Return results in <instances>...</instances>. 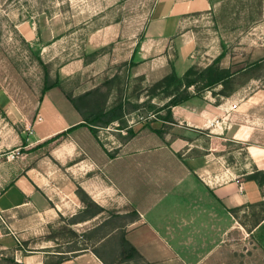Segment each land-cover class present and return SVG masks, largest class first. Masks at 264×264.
Returning a JSON list of instances; mask_svg holds the SVG:
<instances>
[{
    "label": "rangeland",
    "instance_id": "obj_1",
    "mask_svg": "<svg viewBox=\"0 0 264 264\" xmlns=\"http://www.w3.org/2000/svg\"><path fill=\"white\" fill-rule=\"evenodd\" d=\"M176 2L0 0V85L4 84L10 94L24 95L27 109L31 104L30 99H39L46 79L49 85L57 84L54 88L83 111H97L102 106L109 109L121 103L126 113L125 125L131 127L135 135L143 130L160 139L165 134L170 139L178 136L196 138L199 147L204 134L176 126L174 118L172 123L163 124L157 116L147 111L145 104H141L145 99L143 89L160 79L165 64L162 61L157 63L153 60L155 56L151 57L146 64L153 62L151 70L154 74L147 72L146 75H135V68L140 63L139 47L142 50L149 47L144 56L148 57L151 53L152 41L145 39L148 24L162 14L167 15L169 6L177 5ZM207 2L209 6H205L204 11L195 9L183 13L181 28L165 37L164 43H168L166 74L171 71V65L179 76L191 66L202 69L223 52L219 66L229 67L234 73L226 90L229 96L213 97L210 92H205L199 99H207L213 105L226 102L229 108L233 103L234 109L240 113L249 112L260 128L259 142L263 143L264 0ZM137 43L133 58L135 66L129 67L130 58L125 60V57L130 50L135 49ZM95 88L98 92L79 99V96ZM219 90L220 87H217L214 92ZM164 102L161 96L151 101L157 107ZM36 114L32 116V122L37 120ZM164 114V111L160 112V115ZM28 125L27 135L31 130ZM117 126L118 123L114 122L97 130L100 144L105 146L109 157L115 156L116 147L130 140L126 139V129ZM153 130H160L161 137ZM212 136L209 134L205 137L204 150L218 152L229 147L226 145H232L231 142L218 139V136ZM46 147L35 149V154L45 152ZM156 151L157 148L152 146L145 149L144 155L136 162L125 163L136 168V189L139 194L150 189L151 178L155 181L156 189L157 182L170 179L169 175L175 173L184 158L182 152H170L168 157ZM193 154L196 153L193 151ZM236 157L238 166L247 163L245 152L240 151ZM151 160L153 165L146 166V162ZM217 165L221 163L214 167ZM128 175L123 173L125 188H129ZM184 184L185 181L179 185ZM160 185L164 186H160L156 193L165 192V184ZM209 199V195H205L202 199L196 198L190 202L204 207L210 204ZM169 202L174 204L176 201L170 199ZM123 203L117 208L111 206L98 220L87 226H72L73 222L97 212L95 204L91 207L84 204L83 214L55 222L50 229L51 236L59 238L62 244L71 243L70 246H63V249L88 250L107 264H148L125 238V231L136 215L133 205ZM211 205L217 207L216 210L212 209L211 226L209 221L199 218L203 212L191 214L195 218L193 224L188 225L180 220L176 222L178 226H175V233L178 238L173 237L171 240L177 243L173 248L177 251L179 263L264 264V246L259 243L257 229L264 221V205L247 204L233 212H228L219 204L215 206L214 202ZM96 224L98 226L92 228ZM185 227L188 228L187 237L180 234ZM130 246L138 251L141 258L132 252ZM0 264L19 263L10 254H3Z\"/></svg>",
    "mask_w": 264,
    "mask_h": 264
},
{
    "label": "crops",
    "instance_id": "obj_2",
    "mask_svg": "<svg viewBox=\"0 0 264 264\" xmlns=\"http://www.w3.org/2000/svg\"><path fill=\"white\" fill-rule=\"evenodd\" d=\"M176 1L177 5L167 9V15L162 14L148 24L145 39L152 41L151 53L144 56L149 47H139L136 76L154 74L153 62L146 64L154 56L157 63L165 64L159 78L166 75L168 43L164 39L181 28L183 13L204 11L209 6L207 0ZM131 54L130 50L125 60ZM206 100L193 98L173 107L172 118L176 126L231 142L232 145H226L228 148L212 152L203 149L205 137L197 147L196 138L170 139L165 134L160 139L140 130L116 147L111 158L88 128L77 127L67 132L82 118L55 88L47 90L41 101L30 99L26 109L24 95L10 94L4 84L0 85V256L10 254L19 264H104L88 250L63 249L71 243L62 244L59 238L51 236L55 222L84 213V203L76 193L79 188L102 211L81 218L72 226H87L111 206L117 208L125 202L134 206L137 215L125 231V238L144 260L148 264H180L173 248L177 243L171 240L178 238L176 222L193 224L195 218L191 214L203 212L199 218L209 221L211 226L215 208L212 202L228 210L264 200V185L259 187L248 178L254 171L264 172V142H259L260 128L254 116L235 110L233 103L230 109L226 102L213 105ZM34 114L38 118L32 122ZM27 123L31 128L29 135ZM44 146L45 152L36 155L35 149ZM152 146L162 155L182 152L184 158L175 173L169 175L171 180L157 182V189L165 184L164 193H156L151 178L150 189L139 194L136 168L125 163L136 162ZM240 151L247 158L243 166L236 164ZM217 163L222 166L214 167ZM145 165H153V160ZM123 173L129 174V188L123 187ZM184 181L186 184L179 185ZM205 195L210 198L207 206L190 202ZM170 199L176 202L170 203ZM186 231L185 227L180 234L187 237Z\"/></svg>",
    "mask_w": 264,
    "mask_h": 264
},
{
    "label": "trees",
    "instance_id": "obj_3",
    "mask_svg": "<svg viewBox=\"0 0 264 264\" xmlns=\"http://www.w3.org/2000/svg\"><path fill=\"white\" fill-rule=\"evenodd\" d=\"M137 46L138 43L136 44L135 49L132 51L128 63L129 67L135 66L133 58L136 54ZM223 56L224 54L221 52L209 65L202 69H198L193 66L188 67L181 76L176 73L174 66L171 65V71L168 74L155 81L149 87L143 89V92L145 93V99L141 104H145L147 106V111H149L151 115L157 116L156 118L160 119L163 124H167L173 122L171 112L173 107L182 105L190 99L200 98V96L205 92H210L213 97H228L229 93H226V90L234 73L231 72L229 67L222 68L219 66V62ZM57 86V84L49 85L45 79L39 101H41L43 94L47 90ZM217 87H220V90L215 93L214 89ZM96 91L98 92V89L96 88L94 90L88 91L82 96H79V99H84L96 93ZM160 96L161 99L165 100V102L160 107H157L156 105L152 104L151 101ZM69 101L81 116L82 122L70 127L67 132L77 127H86L100 143L97 136V130H99V128L106 127L111 123L117 122V127H119V129H126V136H128L126 139H131L135 136V132H133L131 127L125 125L124 117L126 113L122 108L121 103H116L109 109H105V107L102 106L97 111H83L72 100L69 99ZM161 111H164L165 114L160 115ZM153 132L161 137L162 132L160 130H153ZM248 178L250 180H254L259 187L264 185V172L254 171V173H252ZM76 193L86 207H91L94 204L79 188H77ZM254 204L264 205V200ZM95 206L97 208V212L102 211L97 205ZM236 209L238 208L228 209L227 211L233 212ZM257 229L259 230V243L264 246V221L258 226ZM124 242L129 244L127 241ZM130 248L137 257L141 258L140 254L134 247L130 246ZM103 263L107 264L105 262Z\"/></svg>",
    "mask_w": 264,
    "mask_h": 264
},
{
    "label": "built area",
    "instance_id": "obj_4",
    "mask_svg": "<svg viewBox=\"0 0 264 264\" xmlns=\"http://www.w3.org/2000/svg\"><path fill=\"white\" fill-rule=\"evenodd\" d=\"M0 218H1V216H0Z\"/></svg>",
    "mask_w": 264,
    "mask_h": 264
}]
</instances>
